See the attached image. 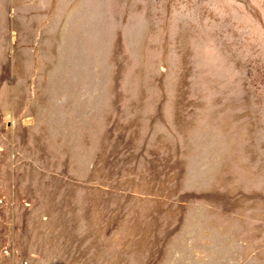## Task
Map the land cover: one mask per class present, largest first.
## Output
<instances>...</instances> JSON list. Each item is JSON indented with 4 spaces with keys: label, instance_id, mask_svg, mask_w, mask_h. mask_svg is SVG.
<instances>
[{
    "label": "rangeland",
    "instance_id": "rangeland-1",
    "mask_svg": "<svg viewBox=\"0 0 264 264\" xmlns=\"http://www.w3.org/2000/svg\"><path fill=\"white\" fill-rule=\"evenodd\" d=\"M0 264H264V0H0Z\"/></svg>",
    "mask_w": 264,
    "mask_h": 264
}]
</instances>
